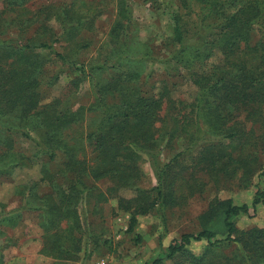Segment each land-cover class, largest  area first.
<instances>
[{
	"label": "trees",
	"instance_id": "trees-1",
	"mask_svg": "<svg viewBox=\"0 0 264 264\" xmlns=\"http://www.w3.org/2000/svg\"><path fill=\"white\" fill-rule=\"evenodd\" d=\"M3 1L6 8H23L31 0ZM44 8L31 13L27 20L46 25L47 18L41 15ZM201 9V21L191 35L182 23V15L174 14L172 43L177 49L167 59L174 62L170 69L199 88L190 106L184 100L170 98L168 86L157 92L143 83L145 58L134 54L135 38H128L129 31L119 38L120 31L132 22L129 0H121L120 16L112 29L114 38H109L112 57L91 66L89 73L84 64L77 66L71 60L74 70L91 78L94 101L89 107L75 109L66 91L44 102L43 86L56 82L59 74L47 75L48 61L42 55L55 54L63 63L70 61L51 42L0 38V178L13 167L26 164L27 155L18 138L30 140L50 161L58 153L64 154L59 173L66 186L56 184V173L50 174L45 165L41 180L51 177L54 191L38 197L42 203L27 202L23 206L42 211L46 253L59 258L65 253L75 255L88 246L80 206L93 195L101 200H108V194L117 197L120 206L131 213V227L136 225L138 215L156 207L163 212L166 206L178 203L175 189L170 186L171 178L177 179L180 174L173 169V162H178L181 152L164 162L161 145L167 136L171 139L186 131L191 122L195 128L190 138L193 146L200 148L195 165L207 161L209 169L225 165L222 162L251 166L247 144L255 139L256 124L263 127L264 136V0H202ZM60 16L64 24H70L68 30L76 27L74 21L84 22L81 13L72 7L62 8ZM217 49L223 57L210 64ZM80 80L74 78L73 84L78 85ZM167 98L171 105L163 112ZM241 110L247 112V120L253 121L250 129L245 121L236 120ZM188 117L193 118L190 123ZM170 118L174 120L172 128L167 126ZM86 119L88 133L80 139L70 136L74 126ZM201 132L210 139L209 144H198L203 139ZM236 140L244 141V145ZM220 147L225 150L222 155L217 152ZM145 160L157 177L152 187L142 186ZM190 176L199 179L195 172ZM103 180L110 182L107 192L99 187L98 182ZM122 189L134 190L135 194L127 198L120 194ZM260 203L264 204V189H258L253 198L254 208ZM249 212L247 203L217 200L200 214L202 229L173 238L165 256L154 264L166 260L173 264H264V226L241 229L236 223L239 216ZM218 234L223 237L217 238ZM204 239L208 244L201 253L189 248L193 241ZM231 246L230 253L223 251Z\"/></svg>",
	"mask_w": 264,
	"mask_h": 264
},
{
	"label": "rangeland",
	"instance_id": "rangeland-1",
	"mask_svg": "<svg viewBox=\"0 0 264 264\" xmlns=\"http://www.w3.org/2000/svg\"><path fill=\"white\" fill-rule=\"evenodd\" d=\"M129 1L132 22L120 31L119 38H124L127 31L128 38H135L132 41L133 52L137 57L145 58L143 83L157 92L168 86L171 91L170 98L184 100L190 106L199 88L186 76L181 78L175 69H170L174 62L167 59L177 49L172 43L174 14L182 15V23L191 35L202 18V0ZM120 4L121 0H31L23 8H6L4 1L0 0V38L22 42H51L54 49L63 53L70 61L63 63V59L55 54L42 55L48 61L45 69L47 75L50 77L59 74L56 82L43 86L44 102L66 91L70 92L71 98L68 99L75 109L80 106L89 107L94 101V89L87 73L91 66L100 64L104 58L113 55L109 38H114L112 29L120 16ZM41 7H45L41 15L47 18L46 25H42L41 21H28L26 17L37 13ZM64 7H72L80 12L84 22L74 21L76 27L68 30L70 24H64L63 17H58ZM222 57V51L217 49L209 63L215 64ZM71 60L77 66L84 64L87 73L81 74L79 70H74ZM76 77L81 78L78 85L73 84ZM168 100L167 98L163 104V112L171 105ZM246 116L247 112L241 110L236 120L245 121L247 129H250L253 121L247 120ZM88 119L75 125L70 136L79 139L84 137L88 133ZM172 120L170 118L167 122L170 128L174 127ZM192 120L193 118L188 117L189 123ZM255 127V139H250L247 144V152L251 153L253 160L247 168L238 167L233 162H222L225 165L220 164L215 169L207 168V161H200L195 165L200 148L193 146L194 141L190 138L191 131L195 128L194 122L183 133L171 139L167 136L161 145L162 161H172L181 152L178 162H173V169L180 171V174L177 179L171 178L173 186H170L175 189L178 203L166 206L163 212L156 207L147 214L138 215L136 225L131 227V213L120 206L117 197H110L108 194V200H101L93 195L90 201L80 206L87 228L88 246L75 255L65 253L64 257L59 258L46 253L45 231L41 226L42 211L23 206L27 202L42 203V200L38 201V197L54 191L51 177L41 180L45 165L52 172L50 174L56 173V184L66 186L65 178L59 173L64 154L58 151L60 153L50 161L46 154H39L38 148L30 140L18 138L27 155L26 164L13 167L9 174L0 178V264H154L157 258L165 256L173 238L201 230L200 214L220 199H232L235 204L250 205L249 214L236 219L239 228L264 226V204L260 203L256 208L252 204L255 192L264 189V136L261 135L263 127L260 124ZM200 134L203 139L198 144H209L210 139L205 137L204 132ZM166 135L169 134L164 136ZM236 143L244 145L242 140H236ZM86 152L90 153L87 149ZM217 152L222 155L225 150L222 148ZM203 154L209 153L203 151ZM142 166L145 172L142 186L152 187L157 182L154 170L147 160ZM192 172H195L198 180L190 176ZM103 181L98 182L99 187L107 192L110 182ZM26 192H29L28 198ZM120 194L131 198L135 191L122 189ZM222 237L221 234L217 235V238ZM207 244L206 239L193 241L189 248L198 254ZM232 249L231 246L223 251L228 254ZM164 264L173 262L166 260Z\"/></svg>",
	"mask_w": 264,
	"mask_h": 264
}]
</instances>
